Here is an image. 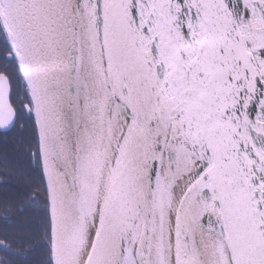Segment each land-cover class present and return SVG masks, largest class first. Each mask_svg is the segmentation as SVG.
Segmentation results:
<instances>
[{
    "label": "snow or ice",
    "instance_id": "6c2138e0",
    "mask_svg": "<svg viewBox=\"0 0 264 264\" xmlns=\"http://www.w3.org/2000/svg\"><path fill=\"white\" fill-rule=\"evenodd\" d=\"M0 264H264V0H0Z\"/></svg>",
    "mask_w": 264,
    "mask_h": 264
}]
</instances>
